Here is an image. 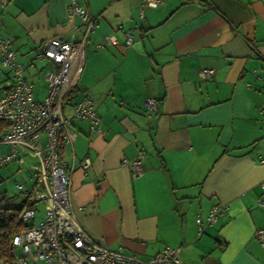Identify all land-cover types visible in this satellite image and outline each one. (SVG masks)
<instances>
[{"label":"crops","instance_id":"0c3cea01","mask_svg":"<svg viewBox=\"0 0 264 264\" xmlns=\"http://www.w3.org/2000/svg\"><path fill=\"white\" fill-rule=\"evenodd\" d=\"M76 1L95 29L63 114L85 92L102 133L75 120L71 146L59 151L74 218L94 240L143 261L168 246L177 264H264L255 239L264 231V0H163L142 17V0ZM68 3L0 0V35L12 40L36 100L48 64L35 55L50 38H71ZM107 35L118 44L96 48ZM202 68L213 75L201 79ZM6 87L0 73L1 95ZM140 153L143 174L132 178L122 160ZM216 203L228 211L198 235L196 215Z\"/></svg>","mask_w":264,"mask_h":264},{"label":"built area","instance_id":"2783aa9c","mask_svg":"<svg viewBox=\"0 0 264 264\" xmlns=\"http://www.w3.org/2000/svg\"><path fill=\"white\" fill-rule=\"evenodd\" d=\"M162 1L142 0L139 16L142 17L147 8H157ZM64 17L71 24V38H50L35 55L37 61L48 64L42 73L46 88L42 100L34 99L24 67L16 61L11 48L12 40L0 35V73L5 74L7 82L6 91L0 96V124L6 127L0 134V145L9 147L8 152H0V167L14 160L23 164L24 155L38 165L34 183L25 190L23 185H16L29 205L20 217L22 229L11 241L10 257L0 259V264H177L176 250L168 246L147 261L112 250L91 238L70 211V176L67 163L60 156V146H71L75 137L72 122L75 120L88 122L89 130L97 135L102 129L92 101L85 92L72 106L70 116L63 114L64 97L76 87L84 51L91 46L89 34L95 29V19L76 0H69ZM75 19L78 22H74ZM125 36L123 45L128 48L133 40L128 31ZM117 44L114 35H107L95 46L103 48ZM213 73L210 68L199 70L203 80L209 79ZM155 104L152 98L144 101L148 116L157 112ZM143 160L140 153L122 162L128 166L131 177L138 178L143 174ZM79 165L85 169L88 162ZM260 187L264 190V183ZM37 201L44 203L43 218L38 221L32 208ZM258 204L262 205L264 201L259 200ZM228 209V204L216 203L204 217L196 215L197 234L202 235L213 227ZM255 239L264 247V231L257 229Z\"/></svg>","mask_w":264,"mask_h":264},{"label":"rangeland","instance_id":"374dc122","mask_svg":"<svg viewBox=\"0 0 264 264\" xmlns=\"http://www.w3.org/2000/svg\"><path fill=\"white\" fill-rule=\"evenodd\" d=\"M37 168V163L25 155L23 164L14 160L0 167V197L9 207H19L25 200L24 193L19 192L16 185H23L24 190L28 188L34 183V174ZM32 208L35 210L36 221L41 220L44 213V203L37 201Z\"/></svg>","mask_w":264,"mask_h":264},{"label":"trees","instance_id":"16d2710c","mask_svg":"<svg viewBox=\"0 0 264 264\" xmlns=\"http://www.w3.org/2000/svg\"><path fill=\"white\" fill-rule=\"evenodd\" d=\"M61 146L60 149L62 150ZM28 205L29 203L25 199L19 207H9L0 197V259L10 257L11 241L22 229L20 217Z\"/></svg>","mask_w":264,"mask_h":264}]
</instances>
